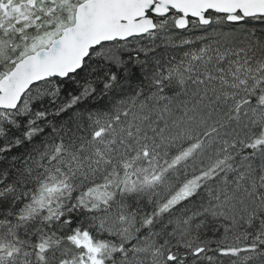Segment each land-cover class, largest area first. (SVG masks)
<instances>
[{
	"label": "snow or ice",
	"instance_id": "snow-or-ice-1",
	"mask_svg": "<svg viewBox=\"0 0 264 264\" xmlns=\"http://www.w3.org/2000/svg\"><path fill=\"white\" fill-rule=\"evenodd\" d=\"M0 264H264V0H0Z\"/></svg>",
	"mask_w": 264,
	"mask_h": 264
}]
</instances>
